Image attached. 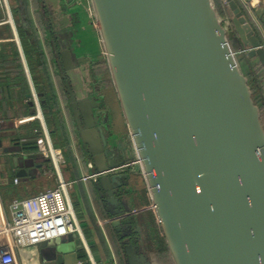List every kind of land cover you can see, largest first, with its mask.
Segmentation results:
<instances>
[{
  "label": "water",
  "instance_id": "95a60500",
  "mask_svg": "<svg viewBox=\"0 0 264 264\" xmlns=\"http://www.w3.org/2000/svg\"><path fill=\"white\" fill-rule=\"evenodd\" d=\"M85 1L73 6L88 14ZM214 1L88 0L175 264H264V123L237 57L257 58L264 68V43L237 2L222 0L242 43L234 49ZM68 23L64 15L61 24ZM59 57L78 129L100 168L94 173L127 164L96 127L90 57L70 49ZM97 131L99 149L88 139ZM105 157L109 167L99 163ZM14 161L16 174L26 175L24 162L31 161ZM119 179L103 176V187L122 185ZM113 190L107 194L117 204ZM121 212L111 211L108 222L118 231L132 228ZM77 237L41 242L44 264H81ZM122 244L127 264H153L139 252L143 242Z\"/></svg>",
  "mask_w": 264,
  "mask_h": 264
},
{
  "label": "crops",
  "instance_id": "0c3cea01",
  "mask_svg": "<svg viewBox=\"0 0 264 264\" xmlns=\"http://www.w3.org/2000/svg\"><path fill=\"white\" fill-rule=\"evenodd\" d=\"M235 1L264 43V0ZM8 2L13 24L10 21L0 24V199L5 217H10L9 203L13 199L31 197L57 186V171L41 151L48 137L52 145L63 153L62 178L73 182L68 194L82 229V237L78 236L76 240L83 244L78 252L79 256L84 254L80 263L127 264L125 253L118 250L124 233L106 223L111 219V211L120 209L122 215L133 219L132 223L140 225L141 232L137 234L143 245L135 244L140 246L139 252L146 250L143 237L149 219L155 222L157 217L99 30L93 26L85 11L73 6L74 0H35V5L42 11L40 14H44L43 26L40 18L34 17L33 21L29 0ZM20 12L27 14L31 22H21L17 18ZM64 15L69 19L65 26L61 24ZM235 41L238 44L236 48L240 49L242 43L237 36ZM34 45L39 47L38 51H34ZM62 49L90 57L91 75L95 78L92 96L100 104L96 115L100 116L101 123L95 122L96 127L103 129L106 138L112 137L107 139L114 148L115 156L120 161L127 158L126 162H129L121 169L104 171L85 181L82 179L84 175L99 172L100 168L78 129L59 57ZM246 56L241 64L249 79L247 63H260L257 58ZM97 133L91 134L88 139L99 149L102 139L100 132ZM20 157L31 161V165L24 162L27 174L19 176L14 159ZM109 162L110 157H105L99 163L102 167H109ZM103 176L110 179L120 176L122 185L116 182V186L112 182L111 186L104 188ZM110 190L116 191L114 195L119 203L108 204L106 198ZM1 230L0 213V246L5 244ZM16 253L18 264H44L40 245L19 248Z\"/></svg>",
  "mask_w": 264,
  "mask_h": 264
},
{
  "label": "built area",
  "instance_id": "2783aa9c",
  "mask_svg": "<svg viewBox=\"0 0 264 264\" xmlns=\"http://www.w3.org/2000/svg\"><path fill=\"white\" fill-rule=\"evenodd\" d=\"M85 8L94 27H98L90 3L85 1ZM5 9L4 22L12 23V15L8 0H0V9ZM42 154L53 163L58 177L56 187L48 188L36 195L25 198H15L9 203L10 217L6 218L2 210L0 199V213L2 220L1 233L4 235L5 244L0 246V264H18L16 250L37 246L43 241L63 237L69 233H76L82 237L81 224L77 219L75 210L69 200L68 190L73 182L62 178L60 167L64 161L61 149L55 148L47 137L46 144L41 148ZM114 168L110 171L121 169ZM97 176L84 175L85 181ZM18 181V180H16Z\"/></svg>",
  "mask_w": 264,
  "mask_h": 264
},
{
  "label": "rangeland",
  "instance_id": "374dc122",
  "mask_svg": "<svg viewBox=\"0 0 264 264\" xmlns=\"http://www.w3.org/2000/svg\"><path fill=\"white\" fill-rule=\"evenodd\" d=\"M34 1L35 0H29V2L32 5L30 9V12L32 14L31 17L33 21H34V17L40 18L41 25L43 26L44 25V14H40L42 13V11H40V8L35 5ZM214 4L220 15V18L223 24L228 30V38L230 40L232 47L234 49H237L236 47L238 45L236 46L234 41L232 40V37H234L233 39L235 40L236 33L230 22L231 13H230L228 6L222 0H215ZM219 4L222 6V9H224V14H221V12H219ZM26 16L28 15L25 13H17V18L20 19L21 22L24 21V18ZM0 17H3V18L7 17V13L5 9L1 10ZM26 21H27V18H26ZM237 57H238V61L240 62H242L243 59L247 58L246 54L244 53L238 54ZM247 64L249 66L248 70L250 71L249 82L251 83L250 85L253 91V97L256 103L261 108L262 121L264 123V69L262 68L263 66L261 64L255 65L249 62ZM260 90H262V92H260ZM106 223L110 224L109 222H106ZM146 227H147L146 232H144V237H143L144 242H145L144 247L146 248L151 259L154 260L155 264H175L173 256L168 247L167 240L163 235V232H162V229H161V226L158 220L155 219V222L154 221L152 222L151 219H149V223L147 224ZM50 240H51L50 243H53L56 240V238L50 239ZM119 243L121 245V248H119L118 250L119 251L121 250L124 253V246L122 244V241L119 240Z\"/></svg>",
  "mask_w": 264,
  "mask_h": 264
},
{
  "label": "flooded vegetation",
  "instance_id": "af4514ba",
  "mask_svg": "<svg viewBox=\"0 0 264 264\" xmlns=\"http://www.w3.org/2000/svg\"><path fill=\"white\" fill-rule=\"evenodd\" d=\"M62 65H63V69H64V65H65V63H64V61L62 60ZM64 73L66 72L65 70L63 71ZM73 76H75V75H73ZM104 84H106V80L104 81ZM77 85V88L79 89L80 88V90H81V88H82V85H81V83H78V84H76ZM80 118H81V116H80ZM128 165H129V162L127 163ZM107 200V202H108V204H114L115 205V203L112 201V200H109V197H107L106 198ZM117 210V209H116ZM126 219H130L129 217H126ZM116 229V228H115ZM117 230V229H116ZM118 231V230H117ZM121 232H123L124 233V237L121 239L122 241H124L126 238H130V242H132V243H136V244H138V245H140L139 243L140 242H142V240L140 239V238H138V235L139 234H137V232L135 231V228L133 227V228H128V229H122L121 230Z\"/></svg>",
  "mask_w": 264,
  "mask_h": 264
},
{
  "label": "trees",
  "instance_id": "16d2710c",
  "mask_svg": "<svg viewBox=\"0 0 264 264\" xmlns=\"http://www.w3.org/2000/svg\"><path fill=\"white\" fill-rule=\"evenodd\" d=\"M25 7V6H24ZM25 9V8H24ZM27 10V9H26ZM219 12H221V14H224V9H222V6L219 4ZM20 13H23V12H20ZM26 18H27V21H26ZM23 23H30L31 22V19L28 17V16H26L25 18H24V21H22ZM9 26V25H8ZM234 37H232V40L234 41V43H235V45L237 46L238 44H237V41H235L234 39H233ZM35 46L36 45H34V47H33V49H34V51H38L39 50V47H37V48H35ZM260 92H261V90H260ZM84 254H82L81 256H83ZM80 256V257H81Z\"/></svg>",
  "mask_w": 264,
  "mask_h": 264
}]
</instances>
